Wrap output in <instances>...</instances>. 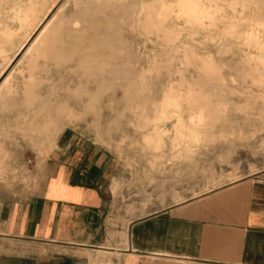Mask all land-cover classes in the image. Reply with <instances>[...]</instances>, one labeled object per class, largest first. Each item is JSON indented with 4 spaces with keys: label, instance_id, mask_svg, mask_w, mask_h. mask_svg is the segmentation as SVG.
<instances>
[{
    "label": "rangeland",
    "instance_id": "rangeland-1",
    "mask_svg": "<svg viewBox=\"0 0 264 264\" xmlns=\"http://www.w3.org/2000/svg\"><path fill=\"white\" fill-rule=\"evenodd\" d=\"M65 131L119 158L126 220L264 169V0H0V202Z\"/></svg>",
    "mask_w": 264,
    "mask_h": 264
},
{
    "label": "crops",
    "instance_id": "crops-1",
    "mask_svg": "<svg viewBox=\"0 0 264 264\" xmlns=\"http://www.w3.org/2000/svg\"><path fill=\"white\" fill-rule=\"evenodd\" d=\"M54 150L41 191L0 202V264H264V169L126 220L119 158L72 131Z\"/></svg>",
    "mask_w": 264,
    "mask_h": 264
}]
</instances>
